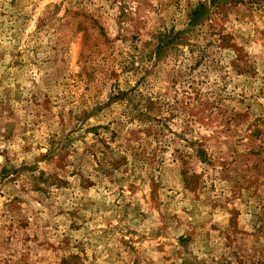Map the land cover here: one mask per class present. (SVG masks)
<instances>
[{
	"label": "rangeland",
	"instance_id": "obj_1",
	"mask_svg": "<svg viewBox=\"0 0 264 264\" xmlns=\"http://www.w3.org/2000/svg\"><path fill=\"white\" fill-rule=\"evenodd\" d=\"M0 129V264H264V0H0Z\"/></svg>",
	"mask_w": 264,
	"mask_h": 264
},
{
	"label": "clouds",
	"instance_id": "obj_2",
	"mask_svg": "<svg viewBox=\"0 0 264 264\" xmlns=\"http://www.w3.org/2000/svg\"><path fill=\"white\" fill-rule=\"evenodd\" d=\"M35 3H39V0H34ZM46 3H53L55 2V0H45ZM151 2L155 5L157 4L158 0H151ZM103 99V98H102ZM124 123L127 124V120H124ZM0 131H2V129H0ZM22 143V142H21ZM168 147V151L167 153H159V157L162 158L164 160V170L166 171V173H172L175 171L176 168H178V165L173 163L174 160V151H173V147L171 145V143H169L168 145H166ZM6 147V145L4 143H0V151H2L4 148ZM18 151V149H17ZM188 151H191L190 149ZM28 161L29 163H31V158L27 157V156H19V158L17 159H13L12 163L19 166L22 162L24 161ZM5 163V159L4 156H0V165H3ZM148 171H152V169H145L144 172H137L138 175H143ZM109 187L112 189L111 192L109 193H103V189H99V191L103 194L107 196V203L108 204H112L113 201H115L116 197L112 195V192L116 191L115 186L109 185ZM97 192V189H91L88 193V196H90L92 199L97 200L98 202L101 200V196L100 195H94V193ZM87 198V197H86ZM101 237V234L99 232V229H95L93 232L91 233H81L79 235V239H81L85 245H91V251H97L96 245L99 242V239ZM53 243H58V241L53 238L52 239ZM74 242H75V238H74ZM108 243V241L105 239L104 240V244L106 245ZM100 255H103V252L100 253ZM102 264V262H101Z\"/></svg>",
	"mask_w": 264,
	"mask_h": 264
},
{
	"label": "trees",
	"instance_id": "obj_3",
	"mask_svg": "<svg viewBox=\"0 0 264 264\" xmlns=\"http://www.w3.org/2000/svg\"><path fill=\"white\" fill-rule=\"evenodd\" d=\"M165 126V124H164ZM162 126H148L146 129L143 130V133L146 137H151L152 141L155 142L157 146H159L160 149L168 148L166 145L169 143H173L175 140L174 138L181 137L173 132L171 138H167L164 134ZM183 139V138H180ZM185 144L182 146L181 150H176V153H178L177 159H179L182 163H186L189 160H197L200 163H210V159L207 156L206 151L202 148V144L198 139H187L184 140ZM191 151H188V150ZM223 264V263H219ZM224 264H230V263H224Z\"/></svg>",
	"mask_w": 264,
	"mask_h": 264
}]
</instances>
